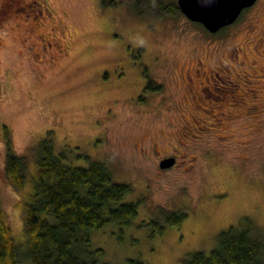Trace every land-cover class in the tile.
<instances>
[{"label":"rangeland","instance_id":"obj_1","mask_svg":"<svg viewBox=\"0 0 264 264\" xmlns=\"http://www.w3.org/2000/svg\"><path fill=\"white\" fill-rule=\"evenodd\" d=\"M135 2L0 0V205L18 264H32L21 201L48 134L63 163L103 162L138 203L128 226L82 237L78 255L188 264L244 220L264 245V0L216 33L182 13L138 16ZM8 148L26 160L19 191L5 177ZM163 209L187 217L167 225Z\"/></svg>","mask_w":264,"mask_h":264},{"label":"trees","instance_id":"obj_2","mask_svg":"<svg viewBox=\"0 0 264 264\" xmlns=\"http://www.w3.org/2000/svg\"><path fill=\"white\" fill-rule=\"evenodd\" d=\"M132 9L141 17L148 13L171 16L181 13L175 1L164 0H137ZM35 153L32 191L21 201L26 255L32 264H98L92 255L85 258L73 249L89 231L100 229L106 223L113 222L121 227L130 224L137 215L138 206L136 202L124 200L132 191L131 186L114 181L103 162L89 161L88 156H84L88 161L86 166L63 163L64 154H54L49 134L37 143ZM4 173L9 185L21 190L26 178L24 156L8 148ZM161 214L167 225L175 226H180L187 217L182 210L168 212L163 209ZM147 224L163 234L165 226L157 220H149ZM247 224L244 220L238 227L230 226L221 231L215 247L209 253L193 252L188 264H264V245L251 236ZM97 252L102 254L101 249ZM0 264H18L1 205ZM124 264L144 263L139 259H127Z\"/></svg>","mask_w":264,"mask_h":264},{"label":"water","instance_id":"obj_3","mask_svg":"<svg viewBox=\"0 0 264 264\" xmlns=\"http://www.w3.org/2000/svg\"><path fill=\"white\" fill-rule=\"evenodd\" d=\"M256 0H214L208 5H201L197 0H176L179 11L190 21L199 23L208 32L216 33L236 21L241 12L252 6ZM174 163L173 157L159 162L160 168H167Z\"/></svg>","mask_w":264,"mask_h":264},{"label":"snow or ice","instance_id":"obj_4","mask_svg":"<svg viewBox=\"0 0 264 264\" xmlns=\"http://www.w3.org/2000/svg\"><path fill=\"white\" fill-rule=\"evenodd\" d=\"M197 2L201 5H208L214 2V0H197Z\"/></svg>","mask_w":264,"mask_h":264},{"label":"flooded vegetation","instance_id":"obj_5","mask_svg":"<svg viewBox=\"0 0 264 264\" xmlns=\"http://www.w3.org/2000/svg\"><path fill=\"white\" fill-rule=\"evenodd\" d=\"M11 1H13V2H14V0H11ZM16 2H17V1H16ZM18 3H19V2H17V6H19V4H18ZM3 4H4V3H3ZM14 4H15V3H14ZM5 5H7V4H5ZM2 7H3V6H2ZM2 7H1V9H0V10H2ZM19 8H20V6L18 7V9H19ZM244 10H245V9H244ZM244 10H243V11H244ZM243 11H242V12H243ZM0 12H1V11H0ZM242 12H241V14H242ZM241 14H240V15H241ZM240 15H239V16H240ZM237 19H238V18H237ZM237 19H236V20H237ZM226 27H228V26H226ZM223 28H224V27H223ZM220 30H221V29H220ZM43 36H44V35H43ZM51 46H53V45H52L51 43H48V45H47V47H46V48H49V47H51Z\"/></svg>","mask_w":264,"mask_h":264}]
</instances>
